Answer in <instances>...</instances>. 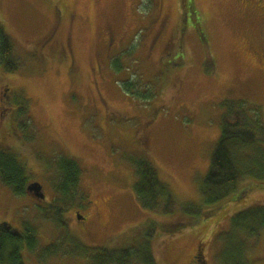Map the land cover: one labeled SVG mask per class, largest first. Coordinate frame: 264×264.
<instances>
[{"label":"rangeland","instance_id":"obj_1","mask_svg":"<svg viewBox=\"0 0 264 264\" xmlns=\"http://www.w3.org/2000/svg\"><path fill=\"white\" fill-rule=\"evenodd\" d=\"M191 2L194 11L182 0H0V25L17 64L13 72L0 65V97L8 89L0 109L9 126L0 138L26 143L31 181L44 187L46 205L54 197L50 164L73 158L82 169L66 228L43 219L34 199L2 189L0 221L36 227L41 247L70 241L66 252L72 244L114 247L149 222H185L136 201L126 162L141 142L178 203L203 205L199 188L220 135L221 103L257 105L264 118V10L256 0ZM256 205H264V189L155 237V264H194L196 249L200 264H219L227 238L238 239L228 236L231 218ZM246 242L250 264H264V232ZM24 264L87 263L35 253Z\"/></svg>","mask_w":264,"mask_h":264},{"label":"trees","instance_id":"obj_2","mask_svg":"<svg viewBox=\"0 0 264 264\" xmlns=\"http://www.w3.org/2000/svg\"><path fill=\"white\" fill-rule=\"evenodd\" d=\"M182 1L183 7L194 11L191 0ZM12 53L13 44L0 25V65L8 72L17 69ZM206 71L210 72L208 69ZM221 107L220 135L199 188L203 205L178 203L169 186L159 179L157 168L146 155L143 142L138 153L126 162L133 172L132 191L139 206L158 215L180 213L188 218L185 222L164 225L149 222L139 229L136 236L120 237L114 247L91 249L72 244L70 252L64 250L70 241H57L49 247H41L37 228L20 222V225L13 227L15 229L0 228V264H24L25 255L35 253L42 260L51 255L72 256L87 264H155L150 248V242L155 237L175 234L183 227L210 218L222 204L238 202L255 190H263L262 109L254 104L232 100L223 101ZM28 128L25 124L18 130L25 131ZM50 166L55 173L52 183L54 197L50 205L37 207L43 213V219L63 229L66 228L64 213L79 193L82 169L73 158L58 159ZM30 173L16 155L0 152V184L14 197H26V186L32 179ZM230 225L231 233L228 236L233 235L238 239L231 241L227 238L218 254V263L250 264L244 253L243 242L247 241V244L264 232V205H256L234 215Z\"/></svg>","mask_w":264,"mask_h":264},{"label":"flooded vegetation","instance_id":"obj_3","mask_svg":"<svg viewBox=\"0 0 264 264\" xmlns=\"http://www.w3.org/2000/svg\"><path fill=\"white\" fill-rule=\"evenodd\" d=\"M256 7L258 8V9H260V10H264V0H256ZM7 91H8V89L7 88H5L4 90H3V92H2V96L0 97V102L1 101H3V99L6 97V94H7ZM4 110V109H3ZM1 112H2V110L0 109V128H2V127H4V126H7V127H9L8 126V123H7V118H4L3 116H4V114H1ZM14 122V121H13ZM5 128V127H4ZM10 130H11V128H10ZM12 132V131H11ZM3 134H6V132H5V130H4V132L3 133H1L0 135H1V137L3 138ZM5 140H6V138L4 137V142H3V140L0 138V152H4V154L5 153H9V154H14V155H16L17 157H18V155H19V160L24 164V167L26 168V169H29V167H28V161L26 160V158L24 157V154H25V152H26V149L24 148L25 146H26V143L25 142H16L15 144L13 143V142H5ZM19 143V144H18ZM31 165V164H30ZM29 165V166H30ZM29 172H31V171H29ZM31 175H33L32 174V172L30 173ZM31 183H35V182H33V181H29L28 182V184H27V186H26V197H30V198H32V199H34V202H35V204H36V206H42V204L41 203H43L45 206H47L46 205V202H45V195H44V198L43 199H37V198H34V197H32L31 195H29V193H28V191H27V188H28V186H29V184H31ZM36 183H38V182H36ZM40 184V183H39ZM41 185V184H40ZM42 186V185H41ZM2 189V190H1ZM0 190L1 191H3V192H5V193H7V194H9L10 193V191L7 189V188H5L4 186H2L1 184H0ZM42 191L44 192V187L42 186ZM44 194H45V192H44ZM43 205V206H44ZM80 215V214H79ZM83 218V220L82 221H85V219H84V217H82ZM10 221V220H9ZM18 225H20V222H18V224L17 225H12L10 222H8V221H6V222H2V219H1V221H0V228L1 227H6V228H13V227H17ZM13 229H15V228H13ZM199 253V249L197 250H195L194 251V253H193V258L195 259V261H193L194 262V264H200V263H198L199 262V260H198V258H197V254Z\"/></svg>","mask_w":264,"mask_h":264},{"label":"water","instance_id":"obj_4","mask_svg":"<svg viewBox=\"0 0 264 264\" xmlns=\"http://www.w3.org/2000/svg\"><path fill=\"white\" fill-rule=\"evenodd\" d=\"M27 191H28L29 195H31L34 198H37V199H43L44 198L42 186L39 183L35 182V183L29 184ZM76 218L79 221L83 220L82 216H80V215H77Z\"/></svg>","mask_w":264,"mask_h":264}]
</instances>
